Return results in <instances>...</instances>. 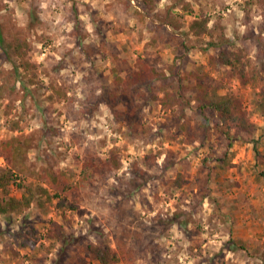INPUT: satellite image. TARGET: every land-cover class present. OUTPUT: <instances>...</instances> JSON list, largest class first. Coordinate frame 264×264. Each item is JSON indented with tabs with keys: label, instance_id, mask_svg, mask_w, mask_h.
Masks as SVG:
<instances>
[{
	"label": "rangeland",
	"instance_id": "obj_1",
	"mask_svg": "<svg viewBox=\"0 0 264 264\" xmlns=\"http://www.w3.org/2000/svg\"><path fill=\"white\" fill-rule=\"evenodd\" d=\"M196 20L208 31L194 35ZM18 37L31 46L24 58ZM211 40L258 62L264 0H0V141L25 147L24 168L11 149L0 169L38 191L30 207L0 213V264H102L92 244L117 254L108 264H264V81L241 86L212 60ZM143 62L193 72L183 83L192 104L199 77L220 95L240 93L253 127L231 128L229 146L209 113L197 136L198 111L162 106V79L124 84ZM113 150L118 169L104 164ZM62 231L77 239L60 261Z\"/></svg>",
	"mask_w": 264,
	"mask_h": 264
},
{
	"label": "trees",
	"instance_id": "obj_2",
	"mask_svg": "<svg viewBox=\"0 0 264 264\" xmlns=\"http://www.w3.org/2000/svg\"><path fill=\"white\" fill-rule=\"evenodd\" d=\"M146 1L148 2L149 0ZM207 22V20H196L190 25V29L194 35H201L208 31ZM171 23L175 29L179 28V25L176 22ZM223 45L224 43L219 44L214 40L209 41L210 47H220L217 53V59L213 57L212 60L214 59L216 63L218 62L221 65L231 67V73L239 79L241 86L259 87L264 81V53L259 55L261 59L256 62L249 57L243 49H234L233 44H227L225 47ZM12 47L16 55L22 58H24L25 50H29L31 48L26 37L15 38L12 42ZM263 49L264 48H261L260 51H264ZM22 65L25 68L30 66L28 61H24ZM189 73L193 72L182 74V72L176 69L175 65L169 69V72H160L147 62H143L137 70L133 71L126 78V80H124V84L127 85V88H131L139 84H151L155 80L162 79V85L159 86L158 90L159 93H162V98L160 99L162 106L165 108H172L173 110H175L176 106H179L181 113H184L187 108L198 111L195 113L197 116L201 117L202 123L200 125V132H198L197 136H203L206 134L208 130L207 125L209 123V113L213 116V120L215 122L214 127L216 130L219 129L220 125L227 126L225 134L228 136L230 129L234 126L242 127V129H246L247 131L251 130L253 124L247 119L248 116L244 112L240 99V93L238 92L220 95L215 89H211L209 84L205 82L202 77H199L196 84L191 86L194 93L193 99H195L196 103L192 104L191 98H185L184 91L187 89V86L186 84L183 86V83L189 80ZM116 82L123 83V79L116 77ZM159 93L156 94L154 92L153 98L158 99ZM107 102L112 104L113 100ZM121 115L122 114L120 113L118 114V116ZM12 127L16 128L17 124L15 123ZM179 129L186 131L189 129V126L185 122L179 125ZM231 145L232 139L229 136V146ZM11 149L13 151L12 154L17 161L19 157L25 158V147L23 145L19 144L15 146L10 141H0V156L5 155L2 154L1 151L5 152ZM93 162V158L89 159V157H87L84 168H90L94 165ZM104 164H106L109 168H120L119 155L114 153L113 150V154L110 159H108ZM15 167H17V169L20 167L24 168L25 164L23 161H18L16 162ZM15 171L16 168H13L12 166L5 168L4 170L0 169V189L5 195V197L0 200L1 214H8L14 211L20 212L24 208L30 207L38 194L37 188H35L32 184L25 183L23 181L25 178L23 174H20V172L17 174ZM262 176H264V171L262 174L257 176L258 180H262ZM13 185L21 190L22 194L20 197L11 195L10 188ZM71 187V184H69L65 187V189H70ZM40 189V193H46L49 197H51L48 188ZM55 195L58 196L59 194ZM60 234V240L63 242V248L60 252L59 260L62 261L63 255L66 253L68 246L72 245L77 238L73 234H66L63 231ZM241 247L244 248L243 246ZM86 252L102 264H108L118 260L117 254L109 245L99 246L92 244L86 248ZM83 261L85 262V259H83Z\"/></svg>",
	"mask_w": 264,
	"mask_h": 264
}]
</instances>
